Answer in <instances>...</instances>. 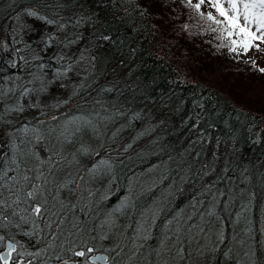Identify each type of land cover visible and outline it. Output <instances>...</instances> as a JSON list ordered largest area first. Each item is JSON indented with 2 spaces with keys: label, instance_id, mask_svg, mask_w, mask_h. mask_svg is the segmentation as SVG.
Segmentation results:
<instances>
[{
  "label": "trees",
  "instance_id": "16d2710c",
  "mask_svg": "<svg viewBox=\"0 0 264 264\" xmlns=\"http://www.w3.org/2000/svg\"><path fill=\"white\" fill-rule=\"evenodd\" d=\"M210 16L209 0H0L9 264H93L89 248L109 264H264V101L232 89L262 88L264 61L212 74L218 53L249 50Z\"/></svg>",
  "mask_w": 264,
  "mask_h": 264
},
{
  "label": "snow or ice",
  "instance_id": "6c2138e0",
  "mask_svg": "<svg viewBox=\"0 0 264 264\" xmlns=\"http://www.w3.org/2000/svg\"><path fill=\"white\" fill-rule=\"evenodd\" d=\"M204 0H201L203 3ZM228 7L225 8V5L221 3V0H213V7L219 12V15L223 17V21L216 20L215 17L210 16L209 19L215 20L217 24L222 22L226 23L227 27L225 31L229 37L237 35L240 37V40H232L231 43L234 46L233 51H236L235 46H239L245 51L252 48L253 46L259 47L258 44L254 42L264 43V0H227ZM198 7V5H197ZM35 15V13H32ZM264 71V69H261ZM3 179V176L0 175V180ZM24 180H28V177L25 176ZM43 193L39 186H36L33 191H28L26 193L27 198L35 199L38 196H42ZM3 204V201H0V205ZM42 211H47V208L44 207L41 203H36L32 209V212L35 216L40 217ZM53 215L55 213L53 212ZM3 237H0L2 240ZM9 252L5 255L0 256V261H3V264H9V258L12 255V252L15 251V245H8ZM89 252L92 251L91 248L88 249ZM74 255L79 257H84L85 252L79 251L75 252ZM96 260L103 261L104 257H97Z\"/></svg>",
  "mask_w": 264,
  "mask_h": 264
},
{
  "label": "rangeland",
  "instance_id": "374dc122",
  "mask_svg": "<svg viewBox=\"0 0 264 264\" xmlns=\"http://www.w3.org/2000/svg\"><path fill=\"white\" fill-rule=\"evenodd\" d=\"M209 1H213V0H209ZM221 3H223L225 5V8L228 7V3H227V0H221ZM254 44H258L259 45V49L262 47L264 48V43H260V42H254ZM254 48H257L256 46H253L252 48L248 49L249 50V56L244 58L246 59L245 62H237L238 59L236 60V62H234V60L232 59L231 56H228V55H223L222 53H218L217 55H215L214 59L212 60V63L209 62V65L212 69V74H215V71L218 67H223L224 69H226L227 67H231L233 66L234 64L233 63H238V64H241V65H245L244 63H247L248 65H251V63H253L252 61H257L258 64H261V62L264 61V51L263 50H259L256 52L255 54V51L254 53L252 52ZM212 52V51H211ZM207 54V55H206ZM205 55H202L203 57L205 56H208L210 55V53H206ZM242 58V57H241ZM208 65V63H207ZM205 65L204 67H202L201 69L202 70H205L207 72H211L209 70H207L206 66ZM240 68L242 66H239ZM222 77L219 78V82H217L218 84L217 85H227L228 86V81L227 79L224 77V76H230V74H225L224 76L223 75H220ZM233 77V76H232ZM240 76L239 78L242 79V83H243V87L244 89H238L237 86H234L232 89H237L236 90V96H238V100H242V101H245L247 99V97L249 99H252L253 101L255 100H262L264 101V86L262 88H254V85H256L257 83H260L262 85V81L258 78V77H255V76H250V77H242ZM238 78V79H239ZM255 82V84H254ZM237 84H241V82H238ZM229 87V86H228ZM244 94H246V96H244ZM233 95V94H232ZM125 205H123L124 207ZM9 248H8V244H6L3 252H6L8 251ZM106 261H108V259L106 258Z\"/></svg>",
  "mask_w": 264,
  "mask_h": 264
},
{
  "label": "bare ground",
  "instance_id": "6f19581e",
  "mask_svg": "<svg viewBox=\"0 0 264 264\" xmlns=\"http://www.w3.org/2000/svg\"><path fill=\"white\" fill-rule=\"evenodd\" d=\"M113 212H115L116 214L119 213L117 209L113 210ZM19 216V215H18ZM21 216V215H20ZM123 216L127 219V213H124ZM128 220V219H127ZM109 232V231H108ZM109 237V239L111 240V236L109 234L107 235H102L99 237V240L102 241L103 243H105V239ZM8 241H11V240H7L6 243H8ZM13 242V241H11ZM110 242V241H109ZM15 245V251L17 249V245L14 243ZM83 251V250H82ZM14 252V251H13ZM12 252V253H13ZM92 253H95L93 251H91ZM106 257V256H105ZM82 258V257H81ZM67 264H77V262L79 263L80 262V259H79V256H77L76 258H73V259H69V260H66L65 261ZM65 262L63 263H60V264H65ZM92 262H95L94 260H92ZM96 263V262H95ZM98 264H109L108 261H97ZM57 264V263H56Z\"/></svg>",
  "mask_w": 264,
  "mask_h": 264
},
{
  "label": "water",
  "instance_id": "95a60500",
  "mask_svg": "<svg viewBox=\"0 0 264 264\" xmlns=\"http://www.w3.org/2000/svg\"><path fill=\"white\" fill-rule=\"evenodd\" d=\"M8 245L9 244H13L14 245V243L13 242H11V241H8V243H7ZM9 252V250L8 251H6V252H4L2 255H5V254H7ZM97 257H104L105 259L103 260V261H106V257L104 256V255H97V256H95L94 257V259L95 258H97ZM96 260V259H95ZM97 261H99V260H97Z\"/></svg>",
  "mask_w": 264,
  "mask_h": 264
},
{
  "label": "flooded vegetation",
  "instance_id": "af4514ba",
  "mask_svg": "<svg viewBox=\"0 0 264 264\" xmlns=\"http://www.w3.org/2000/svg\"><path fill=\"white\" fill-rule=\"evenodd\" d=\"M93 256H94V255L92 254V255L89 257V261H90L91 263H93V264H98L97 261H96V263H95V262H92V258H93ZM65 264H67V263L65 262ZM77 264H79V263L77 262Z\"/></svg>",
  "mask_w": 264,
  "mask_h": 264
}]
</instances>
